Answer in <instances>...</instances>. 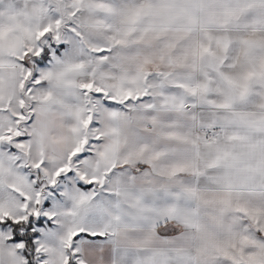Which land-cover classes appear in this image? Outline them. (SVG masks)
I'll use <instances>...</instances> for the list:
<instances>
[{
  "label": "snow or ice",
  "instance_id": "obj_1",
  "mask_svg": "<svg viewBox=\"0 0 264 264\" xmlns=\"http://www.w3.org/2000/svg\"><path fill=\"white\" fill-rule=\"evenodd\" d=\"M0 264H264V0H0Z\"/></svg>",
  "mask_w": 264,
  "mask_h": 264
}]
</instances>
